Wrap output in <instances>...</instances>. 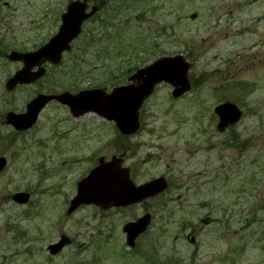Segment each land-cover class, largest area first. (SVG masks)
<instances>
[{
  "label": "rangeland",
  "instance_id": "rangeland-1",
  "mask_svg": "<svg viewBox=\"0 0 264 264\" xmlns=\"http://www.w3.org/2000/svg\"><path fill=\"white\" fill-rule=\"evenodd\" d=\"M68 2L0 0V41L36 50L56 34ZM121 4L132 5L113 26L86 22L37 84L7 92L22 66L0 58V264H264V0H109L106 8ZM175 56L190 66L191 91L173 100L170 86L157 87L132 137L94 114L74 119L55 102L26 133L5 124L38 94L110 93ZM224 103L242 118L218 130L213 111ZM113 156L135 185L163 177L168 190L126 209L67 215L77 182ZM18 193L30 195L26 205L11 201ZM146 212L152 223L130 250L122 227ZM60 235L72 244L52 257L47 247Z\"/></svg>",
  "mask_w": 264,
  "mask_h": 264
},
{
  "label": "water",
  "instance_id": "water-1",
  "mask_svg": "<svg viewBox=\"0 0 264 264\" xmlns=\"http://www.w3.org/2000/svg\"><path fill=\"white\" fill-rule=\"evenodd\" d=\"M82 1V2H81ZM86 0H77L67 7L62 16V25L58 34L43 48L32 54L19 55L12 53L10 61L22 62L24 67L6 83L8 91L18 84H31L40 79L45 71L39 69L31 72L48 62L58 65L61 55L69 51V44L81 32L82 23L94 15L98 8H92L86 13ZM189 65L178 57L161 58L148 67L137 71L129 81L131 85L119 87L106 95L103 91L94 90L82 92L76 96L63 94L56 97L38 96L27 105V111L22 115L9 113L6 123L16 131H26L37 121L39 112L47 103L54 100L66 105L74 118L87 113H94L102 119L114 122L116 128L123 136L134 135L139 128L138 111L143 102L152 94L156 85L166 83L173 87L172 98L178 99L190 90L187 79ZM219 119L218 130H224L240 120L241 113L232 104H222L215 108ZM122 159L113 157L109 162H100L89 175L77 184L76 195L70 202L67 213L71 214L82 205H94L107 210L111 207H129L144 200L154 198L166 190L167 185L163 178H158L140 186H135L129 178V170L121 167ZM6 161L0 158V172L4 169ZM29 200L28 194H16L12 201L18 205H25ZM151 222L149 214L144 215L135 222L126 224L122 231L126 235V244L133 248L135 240L143 234ZM70 244V240L61 236L57 244L50 245L48 251L52 256L59 254Z\"/></svg>",
  "mask_w": 264,
  "mask_h": 264
},
{
  "label": "flooded vegetation",
  "instance_id": "flooded-vegetation-1",
  "mask_svg": "<svg viewBox=\"0 0 264 264\" xmlns=\"http://www.w3.org/2000/svg\"><path fill=\"white\" fill-rule=\"evenodd\" d=\"M70 1H72V0H70ZM69 1V2H70ZM100 2V0H91V2H93V3H97V2ZM107 5V2H105V4H104V7ZM43 45V44H42ZM10 51H13V49L12 48H9V46L8 45H5L2 41H0V58H5V59H7V54H8V52L10 53ZM35 51V50H34ZM20 64V63H19ZM21 65V64H20ZM17 88V87H16ZM15 88V89H16Z\"/></svg>",
  "mask_w": 264,
  "mask_h": 264
},
{
  "label": "trees",
  "instance_id": "trees-1",
  "mask_svg": "<svg viewBox=\"0 0 264 264\" xmlns=\"http://www.w3.org/2000/svg\"><path fill=\"white\" fill-rule=\"evenodd\" d=\"M113 10V9H112ZM114 19V18H113ZM111 22H112V17H111V15H109L108 17H106V19H104L103 21H102V25L101 26H103V27H105V26H108V25H110L111 24ZM93 45V44H92Z\"/></svg>",
  "mask_w": 264,
  "mask_h": 264
}]
</instances>
